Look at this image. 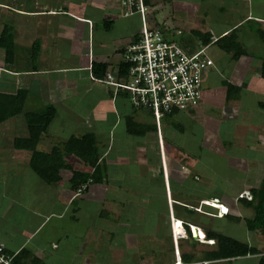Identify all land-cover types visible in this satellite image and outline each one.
Returning <instances> with one entry per match:
<instances>
[{
	"label": "crops",
	"instance_id": "0c3cea01",
	"mask_svg": "<svg viewBox=\"0 0 264 264\" xmlns=\"http://www.w3.org/2000/svg\"><path fill=\"white\" fill-rule=\"evenodd\" d=\"M201 2L205 3L206 10H212L215 18L195 23L203 30L198 38L201 40L206 33L209 40L215 42L233 30V37L244 53L233 60L231 53L223 52L214 43L210 44L206 52L214 48L232 65L223 64V60L215 63L209 57L212 67L202 75L201 97L196 108L186 113L178 112L163 120L159 132H147L139 138L125 140L128 141V145L124 143L126 155L133 153L136 159L145 164L144 154L155 152L160 165L161 187L150 192V187L142 182L144 187L137 196L134 186L124 188L122 184L123 180H130L127 172L130 157L125 155L124 158L105 160L112 151L111 146L107 147L105 141L97 137L99 121L101 123L105 115H108L110 125L102 121L101 127L108 126L109 133L121 125L116 136L128 137L124 133L122 120L132 115L123 92L113 95L110 88L90 79L92 63L106 64V71L113 72L121 61L119 50L131 39L125 31L129 28L123 26L115 16L110 17L111 13L115 14L112 2L105 6L104 0H0V30L4 24L12 27L14 45L10 63L5 62L0 49V94L24 92L25 111L46 106L54 109V117L36 147L39 151L48 152L54 146L60 147L69 136L91 133L96 142L98 164L103 166L104 175L100 183L86 185L77 196H73V193L78 187L70 183L68 170L59 171V179L52 184H45L41 180H26L25 183L22 180H0V243L9 255L25 250L41 264H98L94 260L96 258L102 259V264H172L177 258L184 264H256L259 256L264 254L261 237L247 231L243 224L244 219L251 218L252 211L238 200L233 202L237 193L256 188L260 181L257 179L258 172H264V116L263 119L254 115L252 118V110L247 113L249 106L245 103L246 98L250 97L252 107L264 111V80L257 74L260 60L264 58V49L256 36L258 30H264V0ZM200 7L201 3H198L192 9ZM202 16L206 19V13ZM122 26L125 30H121ZM70 28L81 30L79 40L70 42L67 37ZM170 35L187 53L196 50V43L193 48L186 47L187 37H177L173 31ZM34 42L38 44V53L32 59L30 50ZM219 70L225 76L221 77ZM225 83L239 89L234 98L228 101L225 100ZM218 106L224 110L220 121L211 119L209 122L207 118H198L204 108L210 110ZM230 116L231 131H219L226 120L224 118L230 119ZM133 120L151 124L142 116L133 117ZM182 121L187 122L186 127L181 124ZM190 126L200 129L203 145L212 148L218 143L222 144L218 140L220 133H223V138H232L235 142L233 146L237 145L240 149L238 155H230L228 168L235 167L243 172L238 179L232 177L229 183L232 186L223 194L207 195V187L201 188L199 185L200 180L213 177L209 162L201 166L197 159H191L187 165L181 164L183 151L172 141L176 133L181 134ZM69 128L79 131L73 134ZM25 137L27 130L22 114L0 123V153L3 155L0 154V162L4 166L14 163L11 161L14 158L28 162V153L16 150L12 145L13 139ZM116 144H120L117 139ZM148 148L153 149L150 151ZM219 150L221 153L222 148ZM140 153L143 155L139 156ZM64 160L73 170L92 172V168L73 156ZM116 161L122 162L117 164ZM75 164H79L78 167ZM150 171V174H156V167L150 168ZM135 173L141 177L137 170ZM194 178H199V181H193ZM254 180L259 181L256 183ZM21 181L23 192L19 186ZM27 183L31 184L30 188ZM118 193L128 198H123L125 205L117 210L116 202L123 204L121 198L115 197ZM101 202L110 203L108 208L112 209L114 216L104 217L106 212L101 211ZM213 202L227 208V216H213L219 208ZM198 206L200 210H197ZM191 209L194 211L190 212ZM218 221L225 226L226 233L217 225ZM176 222L196 229V239L184 227V237L177 236V233L174 236L172 227L178 231ZM141 224H146V227L141 229ZM230 226L235 230L255 233L253 241H250L252 244L241 243L254 247L259 254L238 257L229 263L226 260L213 262L202 259V254L211 250L213 245L206 242L205 237L198 240V232L203 236L206 231L216 232L237 240L231 230L229 234L227 227ZM141 236L146 237V243L141 244ZM130 240L133 241L131 244ZM122 251L130 254L128 258L125 259Z\"/></svg>",
	"mask_w": 264,
	"mask_h": 264
},
{
	"label": "rangeland",
	"instance_id": "374dc122",
	"mask_svg": "<svg viewBox=\"0 0 264 264\" xmlns=\"http://www.w3.org/2000/svg\"><path fill=\"white\" fill-rule=\"evenodd\" d=\"M94 1V0H92ZM111 3L112 0H104V5L108 6L109 3ZM198 3H201V7L200 8H194L192 9V6H197ZM153 5V7L150 9V14H149V21L152 20V22L154 24H156L157 26H159V28L163 31L166 32H171V31H175V30H179L181 32L180 35L187 37L186 38V44L188 46H190L191 48H193V45L196 43V46H199L200 42L203 41L204 43L209 41L210 37L209 35L203 34L202 35V39L200 40L198 38V36L200 35V32H202L203 30L200 29L195 23L198 21H204L207 22V19H214V13H212V10L208 9L206 10L205 8V3L201 2V0H158L156 2L153 3H149L147 4V6H151ZM103 12V9H100ZM115 10V14L113 15V13L110 14V17H116L117 19H120V23L123 24V26H127L129 29H124V27H120L121 30H125L128 32L127 37L129 38L130 36L132 37V33L135 32L137 30V20L135 17H130V18H124L121 19L119 17V11L117 10V7H114ZM72 11H76V10H72ZM207 11V12H206ZM104 12H106V10H104ZM206 13V19L204 18V16H202L203 14ZM118 25V23H116ZM119 27V26H116ZM188 29V30H186ZM118 33V32H117ZM82 36V32L80 29H71L68 33V39L70 40V42H75L77 41V39L79 40ZM130 37V38H131ZM184 38V37H183ZM201 38V37H200ZM206 38V39H205ZM131 40V39H130ZM69 46H72L73 44H68ZM206 56L209 58H211V60H213V62H222L223 60V64L226 63L228 64L229 61H227L224 56H221L217 53V51L213 48L212 50H210L209 52L205 51ZM120 56V55H119ZM226 60V62H225ZM232 63V62H231ZM229 63V66H231L232 64ZM220 73H222L220 75ZM214 74V73H213ZM218 74L222 77L225 76V74L223 72H221L220 70L218 71ZM215 76V75H214ZM216 80L218 81V77H216ZM203 86H205V83H203ZM110 90H112L110 88ZM259 99V97L257 98ZM72 102V101H71ZM247 106H249V108L247 107V113H249V110H252V115H250L253 118H256L257 116H261L260 119H263L264 116V111H260L259 109H256L255 107H252V101L250 99V97L246 98V102ZM223 106V105H222ZM222 106H218L216 107L217 109H210L208 110L207 108L201 110V114L200 117L198 118H207L209 122H211L213 120L215 121H220L222 118V114L224 113V110L222 108ZM87 106H85L86 108ZM84 108V109H85ZM196 108V107H195ZM82 109V108H81ZM132 109V117H138V116H142L143 118L147 119L148 122L151 121V114L147 113L146 111L143 110H134ZM130 109V112H131ZM211 110H214L212 113L210 112ZM257 110V111H256ZM256 111V112H254ZM78 112H81L80 110ZM77 112V113H78ZM86 112V110H85ZM84 112V113H85ZM254 112V113H253ZM106 117H102L104 118L103 120H101V123L99 121L98 125V134L97 137L100 141H105V144L107 145V147L111 146V150L112 151H108V157L106 156L105 160H112V159H116V158H124V157H130V162L127 165H129V171L128 172V177L130 178V180H123L122 184L124 188L130 187V186H134L135 190L137 191V196L140 195L141 192V188L144 187L142 186V182L145 183V185H147V187H150V192L151 189L154 190L157 187H161V182H162V177H161V171H160V165H159V161H158V156L156 155L155 152H151L149 154H144L145 156L143 158H145L146 162L141 163V161L138 160V158H135V154L133 153H128L127 155L125 154V147H124V143L128 145V141L127 140H131V137H126L125 135L122 136H116V134L118 133L119 129H121V125H119L117 128H115V131L110 130V132L108 133L107 130L109 129V127L105 126V127H101L102 126V121L106 122L107 125H110L109 120L107 119L108 115H105ZM197 118V119H198ZM226 119L225 122L220 125L219 127V131H231V127L232 126V120H231V116L230 119L228 118H224ZM228 119V121H227ZM186 123V124H185ZM181 124H183L184 127H186L187 122L182 121ZM210 124V127L212 128L211 123H208V125ZM189 125V123H188ZM170 126V125H169ZM171 127V126H170ZM204 129L206 130V128L204 127ZM71 131H73L72 133L74 134L75 132H78L79 129H68ZM223 133H220L219 137L221 141V143H218V145H220V148H222V152L220 153V148H218L219 146H213L215 147L213 149V147L211 148L210 146H206V144L203 145V139L202 137H200V129L196 127H188L187 129L185 128L184 131L181 134L176 133L174 140L172 141L173 144L176 147H179L180 149H182L183 151V156H181V164L183 165H187V162L191 159H197V161L201 164V166H205V164L207 162H209V165L211 166V173L213 177H210V180H200V187L201 188H205L207 187V195H212V196H216L217 194H223L224 191L226 189H230V187L232 186L231 184L229 185L230 182H232V177H234V179H238L240 176V173L243 171H240L239 169L233 167V168H228V161L230 159V155L234 154V155H238L240 151L239 147L236 145L235 147L233 146L235 144L234 140L232 138H228V140H226L225 138H223L222 136ZM261 134V132H260ZM116 137H115V136ZM264 137V135H262ZM248 137V135H247ZM246 137V138H247ZM119 140L120 144H116L115 145V139ZM230 141V142H229ZM108 143V144H107ZM218 146V147H217ZM209 147V148H207ZM41 148V145H40ZM150 151L153 148H148ZM114 152V153H113ZM10 153V156L12 154V150ZM2 155V153H0ZM8 154V153H6ZM126 155V156H125ZM143 154H139V156H142ZM3 156V155H2ZM156 156V157H155ZM171 156V154L169 155ZM8 161V160H7ZM11 163H6V165L4 166V164H2V162H0V180H22L24 181V183L26 182V180H41L40 178L37 177V175L29 168L28 166V162H22L21 160H17V159H12ZM18 161H21L20 163H18ZM24 161V160H23ZM119 161V160H118ZM116 161L115 163L119 164L121 162ZM154 164V165H153ZM76 167H78L79 164H75ZM100 165V164H99ZM156 167V174L151 173L150 174V168L152 167ZM101 168V165H100ZM137 170L138 175H140L141 177L136 176L137 173H135ZM259 176L257 177V179L260 177H262L264 175L263 171H259L258 172ZM118 177H122L121 174H117ZM201 179L200 176H197ZM199 178L198 181H199ZM109 179V177L107 178V180ZM259 180H254L257 181L256 183H258ZM20 182V191L23 192V182ZM196 181V180H193ZM196 181V182H198ZM237 182V181H234ZM198 184V183H197ZM27 186L30 188L31 184L27 183ZM233 187H237V185H234ZM26 189V188H25ZM133 191V188H131ZM157 191H155L156 194ZM187 192V191H186ZM239 194V193H237ZM236 194V196H237ZM235 196V197H236ZM90 197V195L88 196V198ZM118 198H121L123 200V198H128V196L125 195H120L119 193L115 196ZM114 197V198H115ZM139 198V197H138ZM141 198V197H140ZM22 199V198H21ZM87 199V198H86ZM130 200L132 201V199L130 198ZM140 200V199H139ZM138 200V202H139ZM235 198L233 199L234 202ZM118 201V200H117ZM133 201H135V199H133ZM141 201V200H140ZM129 202V201H128ZM141 203V202H140ZM129 204H133V203H129ZM214 204H217V202H215ZM125 205V201L123 200V204L120 202H116L115 204V209H122ZM134 206H136L135 204H133ZM104 206V207H103ZM101 207V211L104 213V217L108 218L109 216H114V214H111V210L108 207H110V203L109 202H101L100 206ZM114 210V209H113ZM197 210H200V206H198ZM102 213V214H103ZM102 217V218H104ZM217 225L219 227H221V229L225 232V226H222V222L218 221ZM146 227V224H141L140 228L144 229ZM227 230L230 234V230L232 231V235H235L236 239L239 242H246L248 244H252L253 242V237L255 236V233H249L246 232L241 229H236L233 227H227ZM226 233V232H225ZM141 238L143 240H140L141 244L146 243V237L141 236ZM246 238V239H245ZM133 241L130 240V244ZM255 244L257 245V243L255 242ZM114 250L110 251L113 252ZM122 253L125 255V259L128 258V256L130 255L129 253H126L124 251H122ZM109 260V257H106ZM115 259V257H113ZM144 258H146V256H144ZM133 259L130 258V260ZM95 261L98 262V264H102L103 260L101 259H94ZM93 261V260H92ZM116 261V260H115ZM114 261V262H115ZM125 263V262H123Z\"/></svg>",
	"mask_w": 264,
	"mask_h": 264
},
{
	"label": "trees",
	"instance_id": "16d2710c",
	"mask_svg": "<svg viewBox=\"0 0 264 264\" xmlns=\"http://www.w3.org/2000/svg\"><path fill=\"white\" fill-rule=\"evenodd\" d=\"M232 31H230L227 36L224 35L219 37L217 40H215L214 44L223 52L231 53V59L236 60L244 52L242 51L240 44L236 42L235 37H233ZM256 36L261 47L264 49V30H258ZM134 40L135 36L132 35L130 42ZM0 49L3 51L5 62L10 63L14 45L13 30L8 24H4L0 30ZM30 52L31 58L35 59L38 53L37 42L32 44ZM118 53L121 56L122 49L119 50ZM106 69V64H90V74L92 80H95L96 82L102 80L104 78V74L107 72ZM126 69L127 66L123 64L121 60L116 69L113 72H109L117 79L121 80L126 76ZM257 74L262 80H264V58L260 60V64L257 68ZM98 83L102 84L101 82ZM107 87L110 88L109 86ZM224 88L226 92V101H228L230 98H234L239 90L235 86H232L228 83L224 84ZM117 92L121 91L117 90L115 94ZM112 93L113 90H111V94ZM192 110L193 109L188 110L187 112ZM176 113L178 112L172 110L169 112V114L165 115L164 121ZM18 114H22L23 116L27 130V137L13 139V148L28 153V166L37 175V177L41 179L42 182L45 184H52L59 179V171L61 170H68L70 172V183L75 188L80 187L81 185L88 186L91 183H100L104 179V175L102 173L103 166L101 165L100 168V165L98 164L99 156L95 144L96 142L94 136L91 133H85L78 137L69 136L60 147L54 146L48 152H42L37 150L36 147L39 144L41 135L44 134L54 117V109L51 106H46L38 110L25 111L24 92H16L14 95L0 94V123ZM122 123L124 133L130 137L139 138L147 132H155V126L152 120L151 124H141L135 122L133 117L130 115L124 117ZM72 156L77 158L85 166L92 168V172H79L73 170L71 165L64 160L65 157L67 158ZM248 193L250 194L249 201L242 198L238 199L239 203H242V206L247 207L252 211L251 218L244 219L243 224L247 231L258 234L261 237L262 243L264 244V175L260 179L258 186L256 188L249 189ZM189 211L192 212L194 210L191 209ZM232 219L234 221L239 220L238 218ZM175 225L178 227L177 230L181 231L179 222H176ZM181 225L184 227L186 232L189 233L188 225ZM193 233L196 237L197 233L194 228ZM198 235H200L201 238L202 233L198 232ZM204 237L206 240H211L213 242L211 244L213 245L211 250L202 254V259L206 261L209 260L214 262L226 260V262L229 263L230 260L238 257L259 254L258 250L254 247L248 246L246 243H241L220 233L206 231ZM4 252L8 254L5 250ZM11 257L10 264H41L36 258L30 256V254L25 250H19ZM256 264H264V254L259 256Z\"/></svg>",
	"mask_w": 264,
	"mask_h": 264
},
{
	"label": "built area",
	"instance_id": "2783aa9c",
	"mask_svg": "<svg viewBox=\"0 0 264 264\" xmlns=\"http://www.w3.org/2000/svg\"><path fill=\"white\" fill-rule=\"evenodd\" d=\"M156 1L158 0L111 1L113 7H117L120 18H136L137 30L133 34L135 40L129 41L122 48L120 58L127 66L125 78L117 79L107 71L104 78L98 82L112 88L114 95L117 90L123 92L134 110L140 109L150 113L155 131L159 132V126L169 112L172 110L187 112L198 105L202 75L212 67V61L206 56L205 51L214 40L205 43L201 41L195 51L187 53L170 32L161 30L152 20L149 21L150 9L153 5L147 6V4ZM173 33L177 37L182 35L179 30ZM194 180L198 181L197 178ZM85 186L81 185L75 189L73 196L79 195ZM240 198L249 201L250 195L248 192H240L234 201ZM218 207L220 209L218 208L213 216L221 218L227 214V209ZM189 229L191 237L195 238L193 228L189 227ZM172 232L174 236L177 233V236L184 237L182 231H175L173 227ZM198 240H203L200 235ZM206 242L213 243L211 240ZM4 250V246L0 243V264H10L12 255L6 254ZM172 264L184 263H180L177 258Z\"/></svg>",
	"mask_w": 264,
	"mask_h": 264
},
{
	"label": "clouds",
	"instance_id": "9594fccd",
	"mask_svg": "<svg viewBox=\"0 0 264 264\" xmlns=\"http://www.w3.org/2000/svg\"><path fill=\"white\" fill-rule=\"evenodd\" d=\"M207 207H208V205L209 206H211V204H205ZM217 205V204H216ZM218 206V205H217ZM211 208V207H210ZM213 208V207H212ZM227 209V208H226ZM217 210H219V209H217ZM227 215V214H226ZM179 227L181 228V231L184 233V231L182 230V225H181V223L179 222ZM193 228V227H192ZM188 229H189V227H188ZM195 231H196V229H194ZM189 233H190V236H191V231H190V229H189ZM196 233H197V231H196ZM196 238V237H195ZM201 239H204V236H203V233H202V236H201Z\"/></svg>",
	"mask_w": 264,
	"mask_h": 264
},
{
	"label": "bare ground",
	"instance_id": "6f19581e",
	"mask_svg": "<svg viewBox=\"0 0 264 264\" xmlns=\"http://www.w3.org/2000/svg\"><path fill=\"white\" fill-rule=\"evenodd\" d=\"M193 230V229H192ZM193 232V231H192Z\"/></svg>",
	"mask_w": 264,
	"mask_h": 264
}]
</instances>
